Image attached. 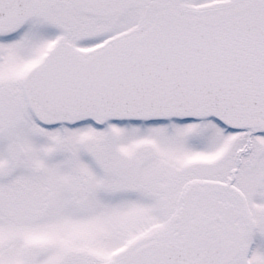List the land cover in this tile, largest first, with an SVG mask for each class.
Listing matches in <instances>:
<instances>
[{"label": "snow or ice", "instance_id": "obj_1", "mask_svg": "<svg viewBox=\"0 0 264 264\" xmlns=\"http://www.w3.org/2000/svg\"><path fill=\"white\" fill-rule=\"evenodd\" d=\"M0 264H264V0H0Z\"/></svg>", "mask_w": 264, "mask_h": 264}]
</instances>
